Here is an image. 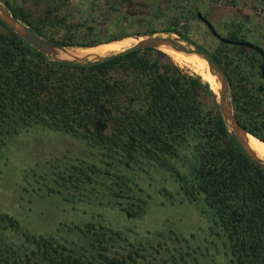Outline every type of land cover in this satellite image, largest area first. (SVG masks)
Segmentation results:
<instances>
[{
	"label": "trees",
	"instance_id": "1",
	"mask_svg": "<svg viewBox=\"0 0 264 264\" xmlns=\"http://www.w3.org/2000/svg\"><path fill=\"white\" fill-rule=\"evenodd\" d=\"M0 2L59 46L91 48L130 36L89 41L90 33L102 30L96 22H70L67 0ZM166 13L161 7L151 16L162 20ZM196 14L191 13L198 20ZM173 17L167 31L178 33L180 20ZM203 17L210 22L208 14ZM225 31L220 36L228 41L248 42L237 20ZM208 53L226 76L238 123L264 142L262 57L220 41ZM193 72L153 48L90 66L48 61L0 20V139L40 126L94 150L95 161L83 157L58 178L78 198H87L98 185L112 191L113 198L127 201L118 209L131 219L144 214L146 202L137 196L128 174L141 171L150 177V170L161 171L169 178L165 196L174 199L175 189L195 208L206 221L208 236L223 248L227 264H264V170L248 159L223 121L209 84ZM19 228L15 218L0 214V264H168L147 248L123 255L118 244L124 236L102 225L77 227L88 239V246L79 250ZM6 232L24 240L7 242Z\"/></svg>",
	"mask_w": 264,
	"mask_h": 264
},
{
	"label": "rangeland",
	"instance_id": "2",
	"mask_svg": "<svg viewBox=\"0 0 264 264\" xmlns=\"http://www.w3.org/2000/svg\"><path fill=\"white\" fill-rule=\"evenodd\" d=\"M15 1L22 3V0ZM29 3L27 1V6ZM66 3L71 13L70 22H96L99 30H102V33L93 31L87 36L92 42L154 32L159 37H183L211 52L218 40L210 35L201 21L192 17L191 13L199 12L202 16L208 14L210 23L221 36L226 35L225 26L237 20L243 33H246L245 40L264 50V0H166V18L162 20L153 19L147 11L134 15L133 10L127 12L125 5L120 10L125 13L124 16H116L119 3L113 0H67ZM30 8L35 12L34 6L30 5ZM173 16L180 20L176 27L178 35L167 31ZM139 38L140 36L122 37L121 41L126 44L120 46V49L92 54L93 56L88 55L90 51H94L89 50L90 48L66 52L52 49L50 53L56 59L72 62L95 61L140 43ZM178 44L186 48L183 42ZM159 49L180 68L190 73H194L193 70L196 69L197 74L208 82L212 92L219 98L214 76L205 69L201 61L178 63L163 48ZM92 153L95 151L71 136L40 126L0 139V214L15 218L21 232L50 236L76 250L88 246L87 236L77 227L82 229L85 224L92 223L118 231L124 236V241L118 244L119 252L123 255L135 248H147L148 252L168 261V264H227L223 248L208 236L206 221L195 208L182 201L175 189L174 192L171 191L174 199L165 196L166 192L163 190L166 189L169 178L161 171L150 170V177H146L141 171H131L128 174L137 196L146 202L144 214L138 218L124 216L119 211L118 204L127 201L113 198L112 191L100 185L87 198H78L77 191L68 183L63 185L58 176L67 166L76 164L83 157L95 161L97 157ZM134 174L137 175L136 178ZM43 175L46 181H41L39 176ZM66 186L69 187L67 191ZM55 190L59 192L55 193ZM74 195L77 197L72 198ZM5 234L7 242L10 240L17 244L24 240L21 234ZM154 249L159 250L160 254H156ZM171 255L174 256V263Z\"/></svg>",
	"mask_w": 264,
	"mask_h": 264
},
{
	"label": "water",
	"instance_id": "3",
	"mask_svg": "<svg viewBox=\"0 0 264 264\" xmlns=\"http://www.w3.org/2000/svg\"><path fill=\"white\" fill-rule=\"evenodd\" d=\"M197 18L200 19L205 26L209 29L211 34L220 42L224 44H230V45H239V46H244L249 49H252L254 51H257L260 56L263 59V64L261 67V74L262 78L264 79V52L258 47L255 46L254 44L250 42H231L220 35L215 31L214 27L211 25L209 21H207L200 13H197ZM0 20L10 28L12 32H14L18 37H20L25 43H27L30 47L35 49L37 52L43 54L48 61H54V62H59V63H69V64H74V65H83V66H90L93 63H103L109 60H112L114 58L124 56L130 53H133L137 50L145 49V48H153L161 51L158 48V45H169L173 47L174 49L178 51H182L185 53L189 54H196L199 55L205 62L207 63L208 70L209 72L216 77L217 81L220 83V89H219V98L215 96L217 105H218V110L223 118V121L225 122L226 126L229 128V131L231 134L234 135L236 141L242 148L243 152L246 154L248 159L252 161L254 164L259 166L261 169L264 170V162L261 161L258 156L255 154V152L252 150V148L248 145L245 139V135L249 134L247 133L241 125L238 123V120L235 116L234 112V107L232 105V101L230 98V87L228 84V81L226 79V76L222 69L219 67L216 61H214L210 54L204 50L203 48L199 47L198 45L187 41L185 38H166V37H159L156 36V33H150V34H139V35H130V36H143L145 37L146 40L135 44L121 52L113 53L110 54L104 58H101L99 60L95 61H87L83 60L80 62H72L68 60H63V59H56L54 58L50 50L52 49H59L62 51H70L71 49H78V48H90V47H64V46H59L53 42H51L49 39H46L33 30L26 24H24L21 20L16 18V16L8 11L1 3H0ZM171 34H176L174 32H170ZM178 35V34H176ZM118 40V39H117ZM116 41V40H113ZM112 42V41H109ZM178 42H183L186 45V48L178 44ZM102 44V43H101ZM100 45V44H98ZM95 45V46H98ZM94 47V46H91ZM191 47V48H188ZM162 52V51H161ZM208 83V82H207ZM212 91V90H211ZM252 136V135H251ZM254 137V136H253ZM255 138V137H254ZM257 139V138H256ZM259 140V139H257ZM260 141V140H259ZM262 142V141H260ZM264 143V142H263Z\"/></svg>",
	"mask_w": 264,
	"mask_h": 264
},
{
	"label": "bare ground",
	"instance_id": "4",
	"mask_svg": "<svg viewBox=\"0 0 264 264\" xmlns=\"http://www.w3.org/2000/svg\"><path fill=\"white\" fill-rule=\"evenodd\" d=\"M144 40H146L145 37L140 36L139 42H142ZM125 44L126 43L124 41H121V40L112 41V42H110L109 44H106V45H102V46L90 48L89 50H94V51L93 52L90 51L88 53V55L90 56L92 54H97V53H100L101 54V53H106V52L109 53V52H112V51H115V50L120 49V46L125 45ZM158 48H163L164 51L167 54H169L174 61H176L178 63H180L182 61H185V62L195 61V63L196 62L197 63H200V61H201V63L204 65L205 69L209 72L208 66H207V63L205 62V60H203L202 58H200V57L197 56L199 58L198 59L196 57V55H191L189 53H185V52H182V51H178V50L174 49L173 47H171L169 45H158ZM60 51H62V50H60ZM63 52H66V50L63 51ZM178 52H180V53H178ZM181 53H183V54H181ZM185 54H188V55H191V56H188V55H185ZM213 78H214L215 89H216V91L219 94L220 83L217 81V79H216L215 76ZM245 139H246V142L248 143V145L252 148V150L258 156V158L261 161L264 162V143L263 142H260L259 140H257L253 136H251L250 134H246L245 135Z\"/></svg>",
	"mask_w": 264,
	"mask_h": 264
},
{
	"label": "flooded vegetation",
	"instance_id": "5",
	"mask_svg": "<svg viewBox=\"0 0 264 264\" xmlns=\"http://www.w3.org/2000/svg\"><path fill=\"white\" fill-rule=\"evenodd\" d=\"M113 1L119 3L118 13L120 12L121 7L125 5L127 7V12L133 10L132 13L134 15L145 13L146 11H147L146 13L151 14V11H153L154 9H160L161 7H164V5L166 4L165 3L166 0L165 1L164 0H113ZM114 6H116V3ZM198 21L201 20L198 19Z\"/></svg>",
	"mask_w": 264,
	"mask_h": 264
}]
</instances>
